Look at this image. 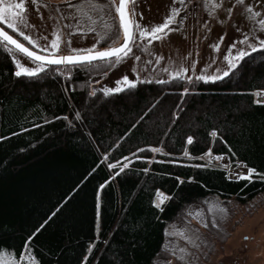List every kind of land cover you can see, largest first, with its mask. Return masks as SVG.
Instances as JSON below:
<instances>
[{"label":"trees","instance_id":"1","mask_svg":"<svg viewBox=\"0 0 264 264\" xmlns=\"http://www.w3.org/2000/svg\"><path fill=\"white\" fill-rule=\"evenodd\" d=\"M5 43L0 249L37 264H154L170 253L165 228L213 196L227 213L213 219L206 205L192 247L193 264H207L229 235L216 229L234 205L264 203V103L255 102L264 90V49L214 80L175 76L105 92L89 84L114 57L16 75ZM209 153L256 173L228 178L206 162ZM158 189L168 197L160 207Z\"/></svg>","mask_w":264,"mask_h":264},{"label":"rangeland","instance_id":"2","mask_svg":"<svg viewBox=\"0 0 264 264\" xmlns=\"http://www.w3.org/2000/svg\"><path fill=\"white\" fill-rule=\"evenodd\" d=\"M16 2L19 0H5V3ZM118 3L119 0H38L34 4L33 0H25L26 10L21 14L24 22L17 25L19 31L8 29L6 24L2 26L20 42L43 54L45 48L51 53L53 39L58 42L59 54H75L72 50L102 51L117 47L123 40L115 11ZM126 9L133 22L132 42L119 58L111 59L106 71L92 77L90 91L97 87L105 92L115 87L121 90L128 86L122 77L135 83L164 81L175 76L214 80L206 78L224 76L232 69L230 65L236 62L238 53L264 49L257 47L259 40L264 39L261 23L264 0H129ZM168 16L172 20L156 34L157 39L141 37L136 25L150 32ZM4 46L6 50L11 49L7 50L9 55L21 68L39 65L12 45L5 43ZM15 67L18 71L16 63ZM206 160L223 169L229 163L226 156L215 153L207 154ZM156 203H161L158 196ZM206 205L213 219L225 217L226 208L213 196L207 197L204 205H190L184 218L165 228L164 247L170 253L154 264L195 263L192 247L198 231L206 225ZM234 206L235 213L216 229L219 235L225 229L229 235L221 245L215 246L216 254L207 264H264V203L248 209L241 204ZM23 254L25 259L21 264H29V255Z\"/></svg>","mask_w":264,"mask_h":264},{"label":"snow or ice","instance_id":"3","mask_svg":"<svg viewBox=\"0 0 264 264\" xmlns=\"http://www.w3.org/2000/svg\"><path fill=\"white\" fill-rule=\"evenodd\" d=\"M38 0H33V3H37ZM129 2V0H119V4L115 5V11L119 15V26L123 31V42L119 45V47H109L105 48L102 51H92V50H84L86 51V54L80 55V54H68V55H61L58 52V42L56 39H53L51 41V53L48 52V49H42V51L45 54H38L36 51H31L29 48L25 47L24 44L19 43L17 39H14L12 35L9 34L8 31H6L3 27H0V42H7V45L14 46L17 50H19L21 53H24L27 57L30 59L39 62V65L36 68H21L19 65V62L14 59V63L17 64L18 71L15 73L16 75H21V72L27 74V75H35L37 72L41 71V68L45 64H61V63H68V64H75L83 61H92L94 59H104L110 56H117L119 58V54L122 51L127 50V47L129 45L130 40L133 38L131 33V28L133 26V22L129 18L128 14L126 13L125 6ZM242 2V0H241ZM25 0H19V2L16 3H5V0H0V25L6 24L8 29H12L14 31H19L17 25L19 23L24 22V16L21 15L25 12ZM249 10H251V6H249ZM229 12H231V9H229ZM258 15V13H257ZM172 20L171 16H168L165 18L164 23H161L159 25L153 26L151 31L148 32L145 29L141 28L139 25H136V28L139 30L141 37L145 36H151L153 39H157V33L161 32L164 28L167 27L168 23H170ZM262 24H264V21H261ZM20 35H24L23 32L19 33ZM25 40H28L29 43H32L31 39L28 36H24ZM247 39V37H245ZM251 47V45H249ZM257 47L264 48V39L259 40ZM9 52L11 49H7ZM81 50H72L73 53H78ZM246 53H238L236 57V62L231 63L230 67L235 68L236 63L239 62L240 58L245 55ZM224 75H227V72L224 73ZM216 76L207 77L206 79H217ZM124 84L132 86L134 85L135 81L129 80L127 77H122ZM117 84H119V81H117ZM108 91L111 92H117L120 91L119 87L111 88ZM256 95L264 94V90H258ZM257 103H264V100H258L255 101ZM77 116H79V113H77ZM188 140L191 141L192 137H188ZM154 151H160V149H154ZM111 168L112 165H109ZM256 173V169L249 167L247 169L246 173H240V174H233L236 179H251L252 174ZM111 179V176L109 177ZM192 178L189 177V180ZM106 183V182H105ZM103 187V185H101ZM157 196L161 198V203L168 197L166 194H163L160 192V190H157ZM153 204L156 207H160L159 204L156 203V201H153ZM211 207V206H210ZM222 210V209H221ZM46 223V222H45ZM43 227V225H41ZM40 229H36L38 232ZM36 233L33 232V236ZM32 236H29L27 241L25 242V250L28 249V241H31ZM5 257L7 259H5ZM25 259L23 252L20 254V259L17 260L13 257L12 253L5 249H0V264H21V262ZM86 259V258H85ZM29 264H36L35 258L33 256L28 257Z\"/></svg>","mask_w":264,"mask_h":264},{"label":"built area","instance_id":"4","mask_svg":"<svg viewBox=\"0 0 264 264\" xmlns=\"http://www.w3.org/2000/svg\"><path fill=\"white\" fill-rule=\"evenodd\" d=\"M246 172H247V168L242 164H237L233 167H230L229 165H227V173H228V176L231 178H235L233 174H240V173H246Z\"/></svg>","mask_w":264,"mask_h":264},{"label":"water","instance_id":"5","mask_svg":"<svg viewBox=\"0 0 264 264\" xmlns=\"http://www.w3.org/2000/svg\"><path fill=\"white\" fill-rule=\"evenodd\" d=\"M119 4V3H118ZM125 10H126V13H127V9H126V6H125ZM128 14V13H127ZM118 18H119V15H118ZM1 27V26H0ZM122 33H123V31H122ZM131 33H132V28H131ZM11 35V34H10ZM14 39H16L15 37H13ZM17 41L19 42V43H22V42H20L18 39H17ZM122 42H123V40H122ZM121 42V43H122ZM130 42H131V40H130ZM130 42H129V44H130ZM7 43V42H6ZM120 43V44H121ZM23 44V43H22ZM119 44V45H120ZM25 45V44H24ZM119 45L117 46V47H119ZM129 46V45H128ZM14 47V46H13ZM25 47H27V48H29V50H31V51H36V50H34V49H31L30 47H28V46H26L25 45ZM38 54H42L43 55V53H40V52H38V51H36ZM122 52H124V51H122ZM121 52V53H122ZM120 53V54H121ZM75 54H80V55H84V54H86V53H75ZM119 54V55H120ZM65 55H68V54H65ZM112 57H115V55L114 56H110V57H107V58H104V59H108V58H112ZM96 60H101V59H94V60H92V61H96ZM92 61H83V62H79V63H75V64H81V63H86V62H92ZM68 63H61V64H58V65H67ZM46 65H55V64H46Z\"/></svg>","mask_w":264,"mask_h":264},{"label":"crops","instance_id":"6","mask_svg":"<svg viewBox=\"0 0 264 264\" xmlns=\"http://www.w3.org/2000/svg\"><path fill=\"white\" fill-rule=\"evenodd\" d=\"M69 26L71 25L70 21H68Z\"/></svg>","mask_w":264,"mask_h":264}]
</instances>
